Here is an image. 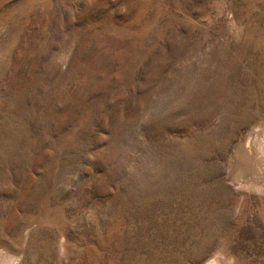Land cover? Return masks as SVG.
I'll list each match as a JSON object with an SVG mask.
<instances>
[{"label":"rangeland","instance_id":"1","mask_svg":"<svg viewBox=\"0 0 264 264\" xmlns=\"http://www.w3.org/2000/svg\"><path fill=\"white\" fill-rule=\"evenodd\" d=\"M261 127L264 0H0V264H264Z\"/></svg>","mask_w":264,"mask_h":264},{"label":"bare ground","instance_id":"2","mask_svg":"<svg viewBox=\"0 0 264 264\" xmlns=\"http://www.w3.org/2000/svg\"><path fill=\"white\" fill-rule=\"evenodd\" d=\"M246 132L247 130L244 132V134H246ZM244 134L243 136H241L240 140L238 141L232 152V157L230 160L229 178L238 181L239 179H243L244 177H246V181L248 182L251 180L249 176L255 167L256 176H254V178L252 179H258L261 175H263L262 173L264 170V132L259 133L258 131L252 130H250L249 132L248 129V133L245 136ZM257 182L259 183L258 180ZM236 183L238 184V182ZM250 188H252V186Z\"/></svg>","mask_w":264,"mask_h":264}]
</instances>
